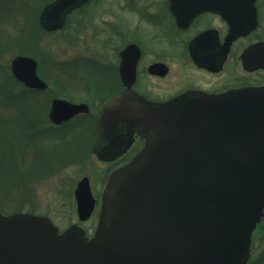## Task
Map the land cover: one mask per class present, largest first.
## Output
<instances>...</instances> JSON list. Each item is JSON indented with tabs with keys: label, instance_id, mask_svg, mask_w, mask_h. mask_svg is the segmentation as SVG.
Segmentation results:
<instances>
[{
	"label": "water",
	"instance_id": "1",
	"mask_svg": "<svg viewBox=\"0 0 264 264\" xmlns=\"http://www.w3.org/2000/svg\"><path fill=\"white\" fill-rule=\"evenodd\" d=\"M86 1L48 2L40 27L61 29ZM170 6L177 20L216 11L233 34L256 25L255 0H181ZM125 54L120 77L127 83ZM261 61L253 63L264 67ZM9 67L25 87L47 88L33 57L16 54ZM88 111L83 102L54 97L48 118L60 125ZM94 131L92 152L102 161L124 152L133 133L144 145L109 173L92 235L77 223L59 231L45 215L0 211V264L247 263L264 215V84L222 95L184 93L165 102L148 101L127 87L105 101ZM73 197L77 218L85 221L96 202L86 176Z\"/></svg>",
	"mask_w": 264,
	"mask_h": 264
},
{
	"label": "rangeland",
	"instance_id": "2",
	"mask_svg": "<svg viewBox=\"0 0 264 264\" xmlns=\"http://www.w3.org/2000/svg\"><path fill=\"white\" fill-rule=\"evenodd\" d=\"M47 1L0 0V86L10 74L11 58L23 54L19 51L25 48L39 58H35L38 75L55 93L48 98L44 93L27 98L26 110L16 86L5 83L15 95L6 101L0 94V211L45 215L60 230L78 223L91 234L103 183L114 167L93 155L92 133L99 113L97 81H111L112 77L109 24L112 4L118 0H92L86 8L89 20H84L86 10L76 12L53 34L40 32L36 26L38 7ZM58 64L67 67L64 73ZM56 75L67 85L66 91L57 89ZM53 97L85 102L90 112L58 127L48 118ZM83 176L88 177L97 202L90 218L79 222L73 191ZM247 264H264V217L253 233Z\"/></svg>",
	"mask_w": 264,
	"mask_h": 264
},
{
	"label": "flooded vegetation",
	"instance_id": "3",
	"mask_svg": "<svg viewBox=\"0 0 264 264\" xmlns=\"http://www.w3.org/2000/svg\"><path fill=\"white\" fill-rule=\"evenodd\" d=\"M91 1L70 12L65 25L72 14L86 10ZM173 1L181 0H118L112 4L109 24L112 77L111 81L101 78L97 81L98 115L108 98L122 93L127 87L148 101L165 102L184 93L222 95L264 84V67L253 63L257 59H262V63L264 59V0H255L256 25L237 34L232 33L226 18L212 10H203L190 19L177 20L170 6ZM99 2L98 6L102 4ZM89 18L86 10L84 20ZM125 50L127 83L120 77L122 52ZM87 105V113L73 118L88 114L90 106ZM92 138L94 144V127ZM143 145L144 139L133 133L130 145L114 159L102 161L95 158L113 165L114 169L130 161Z\"/></svg>",
	"mask_w": 264,
	"mask_h": 264
},
{
	"label": "trees",
	"instance_id": "4",
	"mask_svg": "<svg viewBox=\"0 0 264 264\" xmlns=\"http://www.w3.org/2000/svg\"><path fill=\"white\" fill-rule=\"evenodd\" d=\"M39 10H40V7H38V10H37V13H39ZM37 16H35V19H36ZM37 28L40 30V32H45L43 31L37 24H36ZM47 34H53L52 32H45ZM20 53H23V54H29L31 56H33L34 58H37V60L39 59L38 57L32 55V53L30 54L29 52L30 51H27L25 48L23 50H20L19 51ZM67 63V62H66ZM56 65V64H55ZM57 66V65H56ZM67 66V65H66ZM61 68L62 71H60L61 73H64L65 69L67 67H65V65L63 66L62 64L59 65L58 64V68ZM43 76V74H42ZM53 77V76H52ZM6 81H3L1 86H0V94H1V97H3V100H6V98L9 100L11 98L12 95H15L13 94V90L9 87H7V85L5 83H11L13 86H16L17 90L15 89V92H16V95L19 97L20 99V102H22L23 106L26 104L28 105L27 103V98H31V96H35V95H38L39 93H44L47 98H48V95L51 96L53 93H54V90H50L49 86L47 87L46 90H43V91H40V90H36V89H28L26 87H24L20 82L16 81L11 74L7 73V77H6ZM47 78V77H45ZM55 85L58 86L57 89H60L62 91H66V84H64L65 82L64 81H58L59 78L57 79V75L55 76ZM49 81V79H47V82ZM55 86V87H56ZM51 94V95H50ZM55 95V93H54ZM7 101V100H6ZM1 103V102H0ZM40 104V103H39ZM32 107V106H31ZM41 106H36L35 108L38 109L40 108ZM24 109L28 110L27 107L24 106ZM35 109V110H36ZM62 125L58 126V127H61ZM264 217V216H263Z\"/></svg>",
	"mask_w": 264,
	"mask_h": 264
}]
</instances>
